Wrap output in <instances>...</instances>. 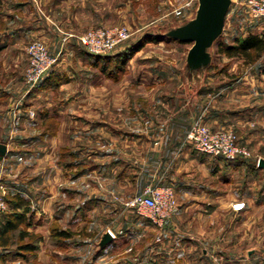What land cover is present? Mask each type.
<instances>
[{
    "label": "rangeland",
    "instance_id": "obj_1",
    "mask_svg": "<svg viewBox=\"0 0 264 264\" xmlns=\"http://www.w3.org/2000/svg\"><path fill=\"white\" fill-rule=\"evenodd\" d=\"M34 1L39 3L49 24L48 29L44 30L48 36L40 34L33 40L43 41L49 51L57 56V62L52 67L56 72L53 79L56 84L42 86L35 90L37 92L33 95L35 98L28 97L32 91L27 80L30 61L28 48L33 40L24 46L26 50L22 51L21 58L14 55L10 48L0 52L1 85L13 87L15 76H11L9 72L21 64L20 82L12 88L13 116H17L18 113H27L30 116V120L19 122L13 117L11 125H18L19 131L16 129L9 132L7 139L0 135V191H3L2 188L5 189L7 204L6 209L0 213V219L5 218V213L11 209L8 198H13L17 191L22 190L14 184L15 178L21 179V176L31 168L36 167L35 172L41 171V167L46 164L47 158L43 156L34 158V155L28 152L30 149L38 150V147L29 145L30 139H27L31 135L42 134L45 129H51L56 134L63 129L58 141L66 153L64 160L85 158L83 172L82 165L72 166L67 168L65 176L71 183V178L80 172L78 174L80 180L76 186L68 184L70 188L67 189V193L76 194L69 198L85 200L87 206L83 208L86 213L78 225H71L68 223L70 218L61 220L57 215L51 227V237L48 239L45 232L35 228L32 231L40 234L41 238L35 236L21 238V230L33 226L27 225V222L21 224L9 232L10 240L13 239L15 244H10L14 245L10 249L0 251V264H49V259H52L53 264H61L60 259L65 254L72 258L70 264H96V256L90 246L89 249L83 246L79 250L71 249L69 246L76 241L72 240L75 236L78 240H89L96 236L98 227L105 226L104 221L101 223L102 219L98 221L95 217L92 220L91 215L97 210H93L92 204H88L87 201L95 199L96 196L110 197L112 201L104 200L102 203L109 211H113L117 205L118 207L126 205L128 199L141 191L135 179L132 184L125 186L124 191L115 187L117 171L110 168V163L112 164L115 159L110 151L117 146L123 150L128 149L126 156L131 162L141 156L152 157L153 155L147 151L161 139L159 138L161 133L165 136L163 138L165 142L169 140L171 129L167 131L166 126L171 122H168L169 119L172 120L171 118L175 116V125L178 124L183 129L189 126L187 121L191 116V109L187 107L190 106L188 104H191V100L188 96L192 94L197 95V103H202L203 106L201 105L199 110L202 109L201 112L205 110L206 117L211 104L219 101L228 118L222 127L236 131L238 141L251 151V155L245 157L246 162L253 163L254 170H258V176L264 179V167L259 164L261 159L264 160V56L256 62L246 63L242 57L228 56L225 52L219 51L216 40L209 47L211 58L208 63L200 66L190 65L187 55L193 41L182 42L170 36L168 32L195 17L199 0H46V4L40 0ZM58 7L60 10H55ZM4 23V20H0V28ZM50 25L61 33L60 38L54 37V31L49 33ZM114 25L127 27L130 36L107 53L124 52V58H112L107 66L108 71H105L104 60L96 63L94 58L87 57L83 50L88 49L82 37L90 29ZM250 32L264 33V17H251L244 0H233L224 31L219 38L232 43L234 36L248 35ZM153 35H158L160 39L148 38ZM140 42L143 44L128 57L130 48ZM202 89L211 90L213 96L211 93L199 101ZM171 93L176 95L175 99L164 98ZM28 99H34V102L30 105L24 103ZM64 99L69 101L63 108L64 116L60 120H43L42 115L47 105L50 102L59 104V100ZM177 117L181 119L178 123ZM34 119L38 122L33 121ZM5 124L7 123H0L3 126ZM122 130L140 133L142 139L139 137L129 139L126 135H121L124 132ZM119 131L122 133L119 134ZM124 138L126 142H123ZM9 149H19L22 154L11 155ZM69 151L76 153L72 157ZM208 156L211 157L213 174L232 178L234 174L228 170H220L225 169L226 164L221 166V163L223 161L227 163V160L213 155ZM189 161H186L187 167ZM11 165L14 167L13 170ZM217 165L219 168L216 170ZM120 169L118 173L122 171ZM14 173L21 174L11 178ZM234 176L238 181L244 174L241 173L240 178L237 173ZM22 179L27 181L26 174ZM157 179H163V176H155L150 172L147 183ZM236 183H228L223 188L228 191L234 190ZM75 189L78 190L76 193ZM25 195L28 196L26 192ZM80 201H77L76 205L81 203ZM31 207L35 209L33 207L38 206H34L33 201ZM53 226L71 232L76 231V234L68 240H61L59 236L53 235ZM31 240L38 243L36 249L17 251V242Z\"/></svg>",
    "mask_w": 264,
    "mask_h": 264
},
{
    "label": "crops",
    "instance_id": "obj_2",
    "mask_svg": "<svg viewBox=\"0 0 264 264\" xmlns=\"http://www.w3.org/2000/svg\"><path fill=\"white\" fill-rule=\"evenodd\" d=\"M40 1L47 3L46 0ZM55 10H60V7ZM46 17L49 19L48 15ZM0 20L5 22L0 28V52L10 48L14 55L21 58L24 46L29 41L37 38L40 34L48 36L44 30L49 23L37 1L0 0ZM49 33L55 34L56 38L61 37V33L54 30L52 25L49 26ZM19 67L21 64L16 66L14 71L9 72L11 76H15L13 87L20 82ZM9 73L8 76H10ZM13 87L9 88L8 85L0 84V123H7L5 126L0 125V135L6 139L9 132H14L16 129L19 131L18 125H11L13 117L17 122L30 120L27 113H18L17 116H13L14 106L11 96ZM211 93L212 91L209 89H202L198 97L199 101L204 100V97ZM35 94H37L36 91L29 94L28 97L33 98ZM188 97L191 100V104H188L190 106L187 107L191 109V116L187 121L189 126H186L185 129L179 127L180 125L177 124L181 121L179 117H177V125L174 123L175 116L171 118L172 120L169 119L168 122H171L166 125L167 131L171 129L169 140L165 142L163 140L165 136L161 133V137H159L160 134H158L157 137L161 139H156V145L148 147L147 152L153 155L152 157L143 158L141 156L131 162L130 158L126 156L128 149L123 150L117 146L110 151L115 157L112 164L110 163V168L117 171L114 182L117 183L115 187L118 190L124 191L125 186L133 183V179L142 190L147 184L150 172L155 176L162 175L164 182L174 185L178 205L172 216L165 225L158 226L148 217L140 215L126 205L121 207L117 205L113 211H109L102 202L104 200L112 201L111 198L96 196L95 199L87 201L88 204H92L93 210H97L93 211L91 218L93 220L96 217L98 221L102 219L101 223L104 221L106 227L104 225L102 228L98 227L96 236L89 240H78L75 236L72 240L76 241L69 245L71 249L79 250L83 246H87L88 249L91 247L96 256V264H133L137 258L152 259L153 264H212L214 262L219 264H264V179L258 176V170H254L253 163L246 162L245 157L221 163V166L226 164V167L220 170H228L232 175L237 173L239 178L241 173L244 174V177L238 180L239 182L236 181L234 175L231 178L213 174L211 157L208 154H202L192 144L186 142L187 133L193 120L201 112L199 108L202 105V103H197V95L192 94ZM164 98L175 99L176 95L171 93ZM33 100L28 99L24 103L30 105L34 102ZM68 102V99L59 100V104L50 102L42 115L43 120H60L64 116L63 108L67 106ZM227 119L219 101L211 104L208 109L207 121L212 128L225 126ZM33 121L38 122L37 119ZM61 131L56 134L51 129H45L42 134L29 136L27 138L30 139L29 145L37 146L38 150L30 149L28 152L33 154L34 158L40 156L47 158L46 164L41 167V171L35 172L36 167L31 168L30 171L27 170L23 174H26V182L22 179L23 175L21 176L22 180L15 178L21 173H14L15 175L11 177L15 178L14 184L18 189H22L21 191L28 194L27 198L31 206L33 201L34 206H38L33 207L35 209L31 213V223L29 224H33V226L29 227V230H34V228L42 230L47 234V239L51 237V227L57 215L61 217V220L70 218L68 223L71 225H78L86 213L83 208L87 206L85 200L69 198L76 194L68 195L67 193V189L70 188L68 184L76 186L80 179L76 175L71 178V183H69L65 176L68 167L58 162V153L62 148L58 141ZM122 131L124 132L119 131L118 133L126 135L129 139L134 137L142 139L140 133L137 134L129 130ZM125 140L126 138L123 142ZM131 142L134 141L131 140ZM143 151L145 154L146 151ZM8 152L11 155L22 154L19 149H9ZM176 155L178 156L176 157ZM188 160H190V164L187 167L188 162L186 161ZM11 168L13 170V165ZM218 168V165L215 166L216 170ZM119 169L122 170L120 173H118ZM132 170L133 175L131 174ZM232 182H237L234 190L228 191L223 188L224 185ZM72 191L74 190L72 189ZM77 191L75 189V193ZM77 201L81 203L76 205ZM236 201H245V207L240 210L234 209L233 203ZM113 213L116 215H112ZM42 227L43 229H41ZM75 234L76 231L63 240H68ZM47 239H45V243ZM71 259L69 254H65L60 259L61 264H70ZM48 263L53 264L52 259H49Z\"/></svg>",
    "mask_w": 264,
    "mask_h": 264
},
{
    "label": "built area",
    "instance_id": "obj_3",
    "mask_svg": "<svg viewBox=\"0 0 264 264\" xmlns=\"http://www.w3.org/2000/svg\"><path fill=\"white\" fill-rule=\"evenodd\" d=\"M245 6L251 17H264V0H244ZM180 13V10L178 11ZM130 36V31L125 26H100L87 31L82 37L87 49L94 54H107L119 43ZM30 61L27 68V80L31 87L52 69L57 62L46 44L41 40H33L28 48ZM206 111L200 112L193 120L186 136V142L202 153L221 156L228 160L240 157H249V148L238 141V135L232 128H212L206 120ZM0 191V213L6 207L4 188ZM178 205L177 194L172 183L163 179L147 183L144 188L126 201V206L134 209L140 215L148 217L158 226L165 225L166 221L175 212ZM245 201H236L233 208L236 210L245 207ZM133 264H153L152 259L137 258ZM219 264V263H212Z\"/></svg>",
    "mask_w": 264,
    "mask_h": 264
},
{
    "label": "trees",
    "instance_id": "obj_4",
    "mask_svg": "<svg viewBox=\"0 0 264 264\" xmlns=\"http://www.w3.org/2000/svg\"><path fill=\"white\" fill-rule=\"evenodd\" d=\"M148 38H156L160 39V37L157 35H153L152 37ZM184 41V40H180ZM143 43H136L134 47L130 48V53L128 54V57L132 55L133 51L137 50ZM217 44H218V49L219 51L225 52L228 56H238L244 58L246 63H253L258 61L261 57L264 56V33H254L250 32L248 35H236L233 38L232 43H228L226 40L223 38H218L217 39ZM87 57L89 58H94V62L98 63L100 60H104V67L103 69L105 71L107 70V66L109 64V61L112 58H124V52L122 54L115 53V54H94L92 52L85 51L83 50ZM127 51V50H126ZM118 66V65H117ZM120 69V67H117ZM54 69L52 68L40 81L37 85L32 86L30 89H32L31 92H34L36 89L45 86L50 83H55L56 81L53 82L54 76L56 75L53 71ZM31 92L29 94H31ZM28 94V96H29ZM202 110V109H201ZM208 116V115H207ZM66 150V149H65ZM70 156H74L76 151H69ZM65 151L64 149H61L59 152V158L58 162L60 164H63L65 166L72 167V166H79L82 169L81 172L84 170V161L85 158L83 157L82 159H68L64 160L65 156ZM215 157H220L221 156H215ZM225 159V158H224ZM227 161H230L228 159H225ZM80 172H77V175ZM8 198V197H7ZM11 202V209L9 212H6L5 218L3 217L0 219V251H5L10 247L12 248L13 246H10V244H15L14 240H10V233L12 230L18 228L21 224L27 222V225H29L31 222V213L33 211L30 201L25 195L24 191H17L15 193V196L11 199L8 198ZM53 235H57L63 240L64 238L71 236L72 232L68 229H64L61 227H55L53 226ZM54 235V236H55ZM40 237V234L35 233L32 230H29V228H24L21 230V238L25 237ZM53 236V237H54ZM38 246V243L34 240L31 241H26V242H17V251L22 252V251H32L36 249Z\"/></svg>",
    "mask_w": 264,
    "mask_h": 264
},
{
    "label": "water",
    "instance_id": "obj_5",
    "mask_svg": "<svg viewBox=\"0 0 264 264\" xmlns=\"http://www.w3.org/2000/svg\"><path fill=\"white\" fill-rule=\"evenodd\" d=\"M233 0H199L195 17L172 28L168 34L184 41H193L187 55L190 65L200 66L210 61L209 47L224 31ZM264 166V160H260Z\"/></svg>",
    "mask_w": 264,
    "mask_h": 264
}]
</instances>
